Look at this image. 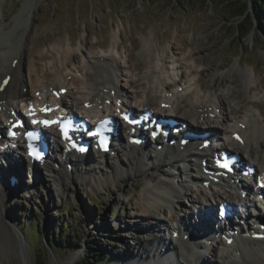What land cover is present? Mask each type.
Instances as JSON below:
<instances>
[{
  "label": "rangeland",
  "instance_id": "1",
  "mask_svg": "<svg viewBox=\"0 0 264 264\" xmlns=\"http://www.w3.org/2000/svg\"><path fill=\"white\" fill-rule=\"evenodd\" d=\"M25 1L0 0V24L13 26ZM223 1L31 0L28 25L24 28L17 20L13 33L3 36L6 40L3 45L9 50V45L15 49L16 35L24 32L26 38L23 40H27L31 50L25 55L26 64L33 55L45 54L34 63L37 74L49 80H53L55 71L77 74L73 69L81 66L84 58L81 49L96 55L104 48L109 50L114 40L123 55L130 53L133 57L137 55L142 39L151 41L154 56L186 55L191 51L195 53L199 72L189 75L183 61L178 62L175 66L183 74L181 84L186 86L189 81L196 85L197 82L201 85L199 96L203 100L209 94L220 95L226 99L229 111L242 108V112L246 108L261 119L256 106L264 111V26L256 19L251 3L249 13L239 18L227 9L234 0L221 4ZM245 1L236 0L235 5ZM58 47L61 51L69 49V56L56 58L58 54L54 48ZM140 71L136 70V73ZM28 74L26 70L25 78L29 81ZM139 76L135 75L134 79ZM191 77L194 79L189 80ZM31 78L35 79L34 73ZM73 79L65 97L68 100L79 97V83ZM122 83L125 90L130 89L128 81ZM241 112L236 115L241 116ZM106 170L105 166H100L94 175ZM129 176L130 179L124 182L119 178L113 184L93 182L89 186L69 179V188L65 191L56 190L51 182L41 180L25 192L24 180L20 186L23 188L12 198L10 193L5 204L11 210L13 225L26 237L27 263L33 264L36 251L43 253L44 264H59L72 255L75 258L70 264H124L126 258L136 255L137 246H130L134 240L129 239L131 235L123 237L125 232L121 228L125 221L138 218L133 213L136 203L140 202L145 180L139 173L136 176L134 172L123 174L125 178ZM193 192L197 197L200 194L194 189ZM163 220L170 223L169 218ZM51 231L52 235L68 236L73 244L79 245L78 248L71 250L56 241L49 249L45 244ZM90 247L98 248L94 250V259L92 253V257L85 254ZM212 258L207 257L214 260ZM0 264H22L19 245L11 247L0 241Z\"/></svg>",
  "mask_w": 264,
  "mask_h": 264
},
{
  "label": "bare ground",
  "instance_id": "2",
  "mask_svg": "<svg viewBox=\"0 0 264 264\" xmlns=\"http://www.w3.org/2000/svg\"><path fill=\"white\" fill-rule=\"evenodd\" d=\"M31 3H33L31 0H26L24 2L21 12L15 17L17 19H14L15 24L13 26L9 27L8 25L5 26L0 24V80L5 74L11 75L9 83L2 90L0 89V105L6 109H15L16 98L27 91L23 89L30 88L34 91L38 90L41 94L39 98L43 99L44 95L48 94L49 90L55 88L51 87L52 85H56L58 89H60L61 87H66L68 83V77L60 71L54 70L55 72H53L52 75L53 81H50L49 84L45 82L48 77L47 79L44 77L41 78V75L37 74L34 60L45 57V54H40L37 57L33 55L29 64L28 62V65L26 64L25 55L26 53L28 55V51L31 50L28 47L27 40H23L25 37L24 32L16 35L17 40L16 43L13 44L15 49L9 45V50L7 45V47L3 45V43L6 42L3 36L6 33H13L12 31L17 28V20L18 22L20 21V23L22 22L24 28H26L30 15V7H32ZM140 42V47L135 57L131 56L130 53H125L123 55V51L119 50L116 40L113 41L109 50L102 49L103 52L96 55L84 53L83 49H81L84 58L82 59L81 66H79L80 68H77L80 72L79 75L75 77V80L84 85V93H81L82 97L78 100L74 99L71 101L61 96V102L69 107H73L78 103L87 101L92 105V108L86 111L90 112L89 110H94L100 113L101 109L99 106L102 105L107 107L104 102L113 97V95H111L112 90L122 98L126 107H130L127 105L130 99L135 102L138 101L140 106H149L150 108L158 106L161 101L168 102L170 105L168 110L173 111L181 119L193 122L200 118H203V120L206 119L208 122L216 121L219 125L215 126L216 130L213 134L215 136L218 134L224 136L227 141L229 140L232 142L231 145H238L231 137V134L234 132L241 133L243 137L242 144L245 147L243 151L246 153V158H243V161L245 163H254L259 172L264 171V111H260V109L254 105L257 108L256 112L262 117L258 119V116L255 115L254 112H247L246 108L245 111L242 110V112V108H232L229 111V109H226V99L220 98V95L216 96V94H209L205 100H203L199 96L201 85L196 81V85H192L187 81L186 86L182 89L169 90L170 88H174V84H176L175 87H177V83L179 85V81L181 80V73L175 66L178 62L183 61L190 75H195L199 72L195 53L190 51L186 55L175 56L174 54L170 57H166L168 55L157 54V56H154L151 41L142 39ZM81 46L83 45L81 44ZM54 50L57 51L58 54L56 58H61L62 56L67 57L69 54V49H67L68 51H61L58 47L54 48ZM53 58L55 60V56ZM26 70L29 71V81L25 78ZM136 70L142 71L136 73ZM33 73L35 79L31 78ZM138 74L140 75L139 78L134 79V76ZM52 76L50 77L52 78ZM121 76H124L128 81L129 84L127 85L130 88L129 90H125L124 85L119 84L118 78ZM192 79L194 78L191 77L189 80ZM167 91L170 92L171 95H166L165 93H167ZM239 112H241V117L236 115ZM212 113H214V116L211 115ZM1 116L7 117L8 115L4 112L2 114L0 113V118ZM0 127H2L1 120ZM51 138L54 142L53 134H51ZM1 142L6 141L2 139ZM16 142H18V140ZM198 144L199 142L196 146L191 144L190 147L184 148L181 151L177 148H167L166 153L170 155V157L162 161L163 163H161V152H157L155 155L148 157V153L145 150L130 146V148L124 149L122 155H117L115 158H97L95 162H91L89 166L84 169L75 165L74 171L71 173L68 172L65 166L61 168V164L57 169L51 167H46L41 170L38 169L35 171L33 183L40 182L41 180L51 182V185H53L56 190L63 189L65 191V189L69 188V184L67 183L69 179L74 182L79 181L81 184L87 186L93 182L102 185L103 183L113 184L119 178L122 179L123 182L130 179V176L128 178L123 177V174L126 172H134L135 176L139 173L140 177L144 178L145 181L140 193V202L135 205V216H138V218L135 217L136 219L124 223L126 226L123 225L124 229H128L127 234L128 236L131 235L138 249H136V255L126 258L123 263L197 264L198 261L204 260L206 254L203 257L197 254V252L188 245H185L186 243H182V239L178 238L180 234L177 238H173V236L169 235L171 236V241H168V248L164 243L162 244L163 240L161 237L165 236V229L169 231L171 228L172 233L177 231V223L187 224L186 228H188V223H190V221H186V219L181 216L182 214L180 211L184 210V213L188 211L192 212L195 208L198 209L203 204L200 202L199 198L193 195L194 192H192L189 185H187V181L183 176L188 173V170L193 180H198L201 175L199 163H196V159L205 156L208 150H197ZM6 151L5 153L8 154L11 152V150ZM188 151H195L197 154L201 155L185 154ZM69 156V154H66V157ZM132 156L133 158L130 159ZM185 159L188 161L185 162ZM80 160L83 161V158ZM17 161H20L17 169L13 168V170H11L8 167H5L7 169H0V241L11 247H13V245H19L21 263L29 264L27 263L28 258H26L27 255L25 254L26 237L13 225L12 220L14 218L11 217V210L9 211L8 205L5 204V201L8 200L13 190L12 194L15 195V192L17 193V191L22 188H20L21 183H18V181V184L16 183L13 186L9 185L7 181V178L11 174L18 179L21 178L23 174L21 167L26 164V161L22 159L21 156H19ZM4 162H7V160ZM100 166H105L107 170L100 175H94L96 169H99ZM42 171L49 172V175ZM76 185L78 184L76 183ZM75 187L77 188V186ZM199 191L202 201H206L208 203L207 205L212 203V199L221 198L223 201L227 202L236 200L235 196L225 192H223V194H213L209 198V196L205 194L204 188ZM185 198L187 201H184ZM238 199L242 200L240 196ZM177 208L180 209V211L177 210ZM165 217L170 219V223H165V220H163ZM208 222H211V220L208 219L203 224L207 226ZM101 226L104 228V224H101ZM190 226L192 229L196 228L194 223ZM165 239L167 240L168 236H165ZM209 250L215 261H208L209 263L207 264H222L221 262H223V264H264V239L255 240L245 237L240 238L238 241L235 240L233 245H228L224 240H218L214 246L207 247L205 252H209ZM178 255H180V257H178ZM157 256H160V259L156 258ZM74 258L75 255H72L59 264H70ZM155 259H157V261H154Z\"/></svg>",
  "mask_w": 264,
  "mask_h": 264
},
{
  "label": "trees",
  "instance_id": "3",
  "mask_svg": "<svg viewBox=\"0 0 264 264\" xmlns=\"http://www.w3.org/2000/svg\"><path fill=\"white\" fill-rule=\"evenodd\" d=\"M174 1V0H172ZM228 0L223 1L221 4H224L225 2H227ZM236 0H234L233 4H230L227 9H231L233 11V13L235 14V16L237 17H245V13H249L248 8H249V3H251L252 8L254 10V14L256 19L261 20V24H263L264 26V0H246L242 5H235ZM55 229V226L53 227ZM57 229H55L56 231ZM68 238V239H67ZM65 239V240H63ZM58 241L59 244L63 243V246L65 248L71 249V250H75L78 248V244H73L72 241L70 240V238L64 234L61 233H57V236L52 235V231L49 232V237H48V241L47 243L51 246V248H53L54 242ZM43 244V243H42ZM45 245L43 244V247ZM98 250V248L96 247H90L87 249L86 251V256L92 257L91 253L93 255V259L95 258V253L94 250ZM54 250V249H53ZM89 253V254H88ZM43 253L41 254L39 251H36L34 253V260H33V264H44V258L42 257Z\"/></svg>",
  "mask_w": 264,
  "mask_h": 264
},
{
  "label": "snow or ice",
  "instance_id": "4",
  "mask_svg": "<svg viewBox=\"0 0 264 264\" xmlns=\"http://www.w3.org/2000/svg\"><path fill=\"white\" fill-rule=\"evenodd\" d=\"M5 83H7L6 81H5ZM42 111H47V109H42ZM125 119H128L127 118V116H125L124 117ZM33 123H45V124H50V123H55V122H53V121H43V122H39V121H33ZM11 135H15V133H10ZM28 136H29V138H31L32 137V134L31 133H28Z\"/></svg>",
  "mask_w": 264,
  "mask_h": 264
},
{
  "label": "water",
  "instance_id": "5",
  "mask_svg": "<svg viewBox=\"0 0 264 264\" xmlns=\"http://www.w3.org/2000/svg\"><path fill=\"white\" fill-rule=\"evenodd\" d=\"M47 246H48V248H49V245H48V243L46 244Z\"/></svg>",
  "mask_w": 264,
  "mask_h": 264
}]
</instances>
